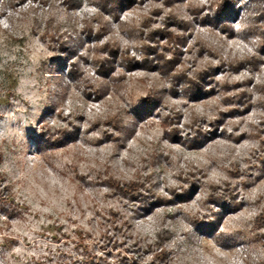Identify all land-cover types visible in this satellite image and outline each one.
Instances as JSON below:
<instances>
[{"label": "rangeland", "instance_id": "374dc122", "mask_svg": "<svg viewBox=\"0 0 264 264\" xmlns=\"http://www.w3.org/2000/svg\"><path fill=\"white\" fill-rule=\"evenodd\" d=\"M63 1L0 0V264L134 239L169 250L143 264H264V0H236L223 19V0H135L118 18ZM106 42L120 51L108 74ZM203 74L213 90L193 99ZM152 192L168 201L145 208Z\"/></svg>", "mask_w": 264, "mask_h": 264}, {"label": "trees", "instance_id": "16d2710c", "mask_svg": "<svg viewBox=\"0 0 264 264\" xmlns=\"http://www.w3.org/2000/svg\"><path fill=\"white\" fill-rule=\"evenodd\" d=\"M63 2H65L69 6V8H75L77 5L80 4V3H77V4L70 3V0H64ZM134 2H135V0H98V5H99L101 11H104L105 13H108V14H113L116 18H118V13H117L118 10H122L126 7H131L134 5ZM232 2H233V4H232ZM235 2H236V0L235 1L223 0V2H221L218 5V10H217L218 16L216 15L217 16L216 18L217 19L225 18V16H224L225 11L229 12L228 16L231 14L230 12H232V11L236 12V9H234V7H233V5H235ZM173 17H174L173 20L175 22L178 21L177 17H175V16H173ZM181 22L182 23H180V24H181V26H183V28H187V26L189 25V21H186L184 19L181 20ZM107 26H108L107 20H105L100 25L97 32L95 33V36H97L98 39L100 38V36H102L103 34H105L107 32ZM222 26L226 29L228 27L227 21H225V23H223ZM91 32H93L92 27H90L88 29V33L91 34ZM108 43L109 42H106L104 44V47L106 48L105 50H106L107 56L106 57H97V59H96L97 72L105 73V74H108L110 72V70H109L110 67L104 68L105 63H106L105 60H109L110 57H112V59H114V58L118 57V55L120 54L119 53L120 51L117 47H114L113 45H109ZM169 62H172V60H170ZM247 63H249V60H247V61H231L228 63V66L233 70H238L239 68L246 66ZM157 64H159V63H157ZM224 64H225V61L221 60L219 63V66L217 68L223 66ZM128 67L130 69L133 66H132V64H129ZM153 67H154V65H150V66L148 65V68H153ZM173 70H176V69L173 68ZM177 72H179V71H177ZM174 74H176V73L174 72ZM209 74L210 75H208V76H213L212 73H209ZM205 76H207V75L203 74L201 76L202 78L200 77L201 79H203L202 82H200L199 80L198 81L193 80L192 82L190 81L191 84L188 87H190V97L191 98L198 99L200 96L207 94V93H210V91L213 90V87L211 89L206 88L205 83L207 81L204 82V80L206 78ZM176 78H178V75H176ZM186 78L187 77L185 74L184 79H186ZM247 80L251 81L252 78L249 77ZM176 81H178V80H176ZM97 90H98V92L100 91V89H97ZM157 100L158 99H156L155 96H153L152 98L148 97L143 101L144 102L143 104L145 106H148V104H149V107H151L150 109L146 110L145 116H148L151 112V109L157 105V103H158ZM238 109H239L238 107H233L227 113H230V114H234L235 112L242 113V110L239 111ZM167 134H169V133H167ZM172 140H174V139L172 138ZM261 162L263 163V168H264V157H263V159H261ZM201 172L202 173L199 176V178L197 176V173H195V172L191 173V174L189 173L190 176L192 177L191 182L193 183V187H195V188H197L198 184L200 182H202V178L205 177L203 171H201ZM135 183H136V186L137 185L138 186H144L143 181H136ZM135 183L134 182L131 183V184H133V188H131V184L124 183V185L121 186L118 180H115L112 178H110L106 181L107 185H109L110 187L116 188L117 190L122 191L123 193H132L134 190V184ZM149 191H150V189H149ZM179 195L180 196H186L184 193L179 194ZM147 201H149L148 203H150L151 206L150 207L146 206L145 208L151 209L155 204L164 203L165 201H168V200L162 196H157L154 192H152V193H150L149 197L147 198ZM233 201L234 202L232 204H234V206L240 205V203L237 202L235 199ZM258 218L264 220V214L260 213L258 215ZM132 235H129V237ZM130 238H132V237H130ZM116 245L113 246L114 248L113 247L110 248L111 250L108 249L107 247H104L103 245H101L100 248L103 249L102 254L92 253V252L86 251L85 255L82 259L76 258V259H73L71 261L69 260V261H66L64 263H61V264H143L142 263L143 261L141 260L140 255H142V253H144V252L145 253L150 252V253L154 254V256H158V257L160 256V259H165V260L169 256V250L166 247H164L162 245V243H160V241H155L154 243H150V242L145 243V245L143 246V245H141V242L139 240L134 239L130 243L129 247H126L124 249L125 251L123 249H120V247H118ZM85 248L87 249V246H85ZM112 249H117V251L115 253H113ZM127 250H128V252H127ZM151 262H154V259Z\"/></svg>", "mask_w": 264, "mask_h": 264}]
</instances>
